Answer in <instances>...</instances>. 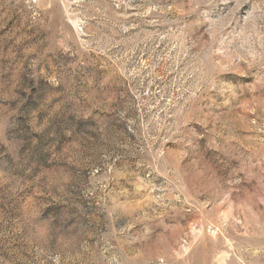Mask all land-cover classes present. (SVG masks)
Here are the masks:
<instances>
[{
  "label": "rangeland",
  "instance_id": "rangeland-1",
  "mask_svg": "<svg viewBox=\"0 0 264 264\" xmlns=\"http://www.w3.org/2000/svg\"><path fill=\"white\" fill-rule=\"evenodd\" d=\"M0 264H264V0H0Z\"/></svg>",
  "mask_w": 264,
  "mask_h": 264
}]
</instances>
